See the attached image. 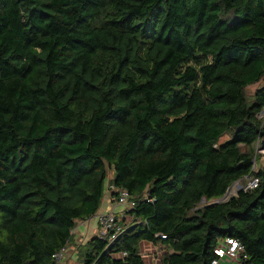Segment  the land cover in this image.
I'll use <instances>...</instances> for the list:
<instances>
[{
    "label": "trees",
    "instance_id": "trees-1",
    "mask_svg": "<svg viewBox=\"0 0 264 264\" xmlns=\"http://www.w3.org/2000/svg\"><path fill=\"white\" fill-rule=\"evenodd\" d=\"M263 112L264 0H0V264H55L119 189L77 261L264 264Z\"/></svg>",
    "mask_w": 264,
    "mask_h": 264
},
{
    "label": "built area",
    "instance_id": "built-area-1",
    "mask_svg": "<svg viewBox=\"0 0 264 264\" xmlns=\"http://www.w3.org/2000/svg\"><path fill=\"white\" fill-rule=\"evenodd\" d=\"M263 113L259 116L261 119L264 118ZM263 125H264V123H263ZM261 145H262V137L260 136L258 138L257 145H256L257 146V152L264 154V151L260 150ZM261 163H263L262 165H264L263 161ZM254 164H255L254 169H256V168L258 169L259 164L257 163L256 158L254 159ZM246 181H248V184L244 188L245 190L254 189L259 184V180L256 178L247 179ZM238 183H240V182L235 183L227 191L226 195L221 200H216L213 203L210 202L208 205L223 202L225 200H228L232 196H234L236 193L231 195V192L236 188ZM116 192L118 193L116 203L118 206H120L124 210L123 211L124 213L122 214V216L126 217L127 216L126 213L135 207L136 202L133 199V197L129 194L128 191L119 189V190H116ZM96 219H97L98 224L100 226V234L99 235L102 237H106L111 242L114 241L115 239H117L124 232V226L118 224V216L114 211L99 213L96 215ZM126 219L128 220L127 217H126ZM241 249H242V247L240 246V244L236 240L227 239L224 246L217 248L215 250V253L218 256V258L215 259L212 264H221L222 260L225 258L235 260L236 257L238 256L239 251H241ZM65 250H66V248L62 249L60 252H58L54 256L55 264H61L63 262V259L65 257V252H66Z\"/></svg>",
    "mask_w": 264,
    "mask_h": 264
},
{
    "label": "crops",
    "instance_id": "crops-1",
    "mask_svg": "<svg viewBox=\"0 0 264 264\" xmlns=\"http://www.w3.org/2000/svg\"><path fill=\"white\" fill-rule=\"evenodd\" d=\"M103 208L99 213L114 211L115 213H124L123 209L117 205V203L112 198H106ZM98 213V214H99ZM100 234V226L96 219V216L87 220L79 222L75 230L72 232V240L68 243L66 247L65 257L61 264H71V262H76L74 259H77V255L81 247L90 240L91 237ZM153 247V246H152ZM147 246V253L154 252L153 248ZM156 251V250H155Z\"/></svg>",
    "mask_w": 264,
    "mask_h": 264
},
{
    "label": "rangeland",
    "instance_id": "rangeland-1",
    "mask_svg": "<svg viewBox=\"0 0 264 264\" xmlns=\"http://www.w3.org/2000/svg\"><path fill=\"white\" fill-rule=\"evenodd\" d=\"M263 85V83H258V84H255V85H253V86H250V87H248V89H247V95L249 96V97H251L255 92H256V90L260 87V86H262ZM264 114V113H263ZM258 154H259V160H261V162L263 161L264 162V154H261V153H259L258 152ZM263 163H261V165H262ZM109 176H110V178H112L113 176H114V173L113 172H110L109 173ZM247 184H248V181H242V182H240V183H238L237 184V186H236V188L231 192V195H233V194H235V193H237L239 190H241L242 188H245L246 186H247ZM106 198H111V195L110 194H108L107 193V195L105 196V198H104V201H103V204H102V207H101V209L103 208V206H104V202L106 201ZM212 203L214 202V200L213 201H211ZM210 202H206V201H204L203 203H202V205H208ZM147 246H149V247H152V245H143V247H144V251L146 252L147 250ZM153 248V247H152ZM153 250H154V252H156L155 251V248H153ZM151 255V254H150ZM160 256V255H159ZM158 259V258H157ZM74 261H76V262H71V264H83L82 263V261L81 260H79V261H77L76 259H74ZM147 262L149 263V264H160V262L158 261V260H156V258L154 259V262L152 263L150 260H147ZM221 264H238V260H231V259H228V258H225V259H223L222 260V262H221Z\"/></svg>",
    "mask_w": 264,
    "mask_h": 264
},
{
    "label": "water",
    "instance_id": "water-1",
    "mask_svg": "<svg viewBox=\"0 0 264 264\" xmlns=\"http://www.w3.org/2000/svg\"><path fill=\"white\" fill-rule=\"evenodd\" d=\"M261 137H262V145H261L260 150L264 151V130L261 131Z\"/></svg>",
    "mask_w": 264,
    "mask_h": 264
}]
</instances>
